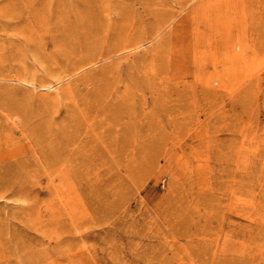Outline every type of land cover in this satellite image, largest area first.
<instances>
[{"label":"rangeland","instance_id":"rangeland-1","mask_svg":"<svg viewBox=\"0 0 264 264\" xmlns=\"http://www.w3.org/2000/svg\"><path fill=\"white\" fill-rule=\"evenodd\" d=\"M0 264H264V0H0Z\"/></svg>","mask_w":264,"mask_h":264},{"label":"bare ground","instance_id":"bare-ground-1","mask_svg":"<svg viewBox=\"0 0 264 264\" xmlns=\"http://www.w3.org/2000/svg\"><path fill=\"white\" fill-rule=\"evenodd\" d=\"M52 87V86H51Z\"/></svg>","mask_w":264,"mask_h":264}]
</instances>
